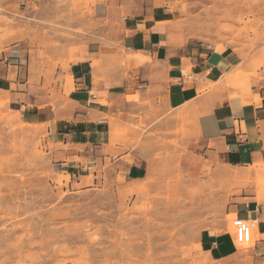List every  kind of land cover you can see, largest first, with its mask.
I'll return each mask as SVG.
<instances>
[{
  "label": "crops",
  "instance_id": "1",
  "mask_svg": "<svg viewBox=\"0 0 264 264\" xmlns=\"http://www.w3.org/2000/svg\"><path fill=\"white\" fill-rule=\"evenodd\" d=\"M56 1L0 0V33L13 26L20 38L29 26L52 34L65 27L60 47L74 58L60 97L54 85L44 86L45 76L32 73L28 53L40 41L4 38L0 113L19 111L24 123L40 126L61 170L141 180L156 165L163 141L179 145L167 144L175 154L188 147L233 167L264 159V85L251 95L229 96L237 55L195 48L177 25L175 0H82L76 11L72 0L55 9ZM34 17L61 26L31 23ZM233 207L253 221L254 262L264 264V202L243 197ZM199 241L216 258L240 257L229 232L206 228Z\"/></svg>",
  "mask_w": 264,
  "mask_h": 264
},
{
  "label": "rangeland",
  "instance_id": "2",
  "mask_svg": "<svg viewBox=\"0 0 264 264\" xmlns=\"http://www.w3.org/2000/svg\"><path fill=\"white\" fill-rule=\"evenodd\" d=\"M67 4L57 0L54 7ZM70 7L81 9L82 0ZM173 10L182 36L195 48L237 55L229 96L251 95L264 85V0H175ZM30 21L61 26L50 18ZM28 28L20 38L13 26L0 33V51L7 49L4 38H37L28 53L32 73L45 76L44 86L54 85L62 97L61 82L74 60L60 47L68 33L65 27L54 34ZM46 137L40 126L24 123L19 111L0 113V264H259L256 241L248 247L236 243L240 257L222 260L200 244L199 235L217 228L235 238L233 206L243 197L264 202L262 157L233 167L188 147L175 154L167 144L179 145L163 141L149 175L130 181L123 174L61 170ZM79 175L85 176L80 184Z\"/></svg>",
  "mask_w": 264,
  "mask_h": 264
},
{
  "label": "built area",
  "instance_id": "3",
  "mask_svg": "<svg viewBox=\"0 0 264 264\" xmlns=\"http://www.w3.org/2000/svg\"><path fill=\"white\" fill-rule=\"evenodd\" d=\"M232 224L235 232V238L233 237L235 244H248L252 241V224L250 221L237 216L233 219Z\"/></svg>",
  "mask_w": 264,
  "mask_h": 264
},
{
  "label": "bare ground",
  "instance_id": "4",
  "mask_svg": "<svg viewBox=\"0 0 264 264\" xmlns=\"http://www.w3.org/2000/svg\"><path fill=\"white\" fill-rule=\"evenodd\" d=\"M243 251H245V250H243Z\"/></svg>",
  "mask_w": 264,
  "mask_h": 264
}]
</instances>
